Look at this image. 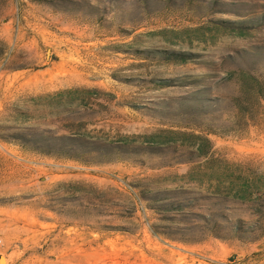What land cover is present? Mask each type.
Here are the masks:
<instances>
[{"label":"rangeland","instance_id":"374dc122","mask_svg":"<svg viewBox=\"0 0 264 264\" xmlns=\"http://www.w3.org/2000/svg\"><path fill=\"white\" fill-rule=\"evenodd\" d=\"M240 68L264 0H0V263L264 264Z\"/></svg>","mask_w":264,"mask_h":264},{"label":"trees","instance_id":"16d2710c","mask_svg":"<svg viewBox=\"0 0 264 264\" xmlns=\"http://www.w3.org/2000/svg\"><path fill=\"white\" fill-rule=\"evenodd\" d=\"M233 74L236 75L239 83L238 93L233 98V105L237 110L238 115L246 121L253 122L254 117L259 110L264 113V72H252L243 68L237 69ZM92 92L93 89H75L73 92ZM60 91L58 95H62ZM199 138V137H198ZM202 143L198 145L197 151L199 155H204L203 144L209 145L207 138H201ZM264 179V175L262 176ZM255 195V197H254ZM264 189H256L255 191H234L230 198L233 201L252 202L264 204ZM260 205V206H261Z\"/></svg>","mask_w":264,"mask_h":264},{"label":"water","instance_id":"95a60500","mask_svg":"<svg viewBox=\"0 0 264 264\" xmlns=\"http://www.w3.org/2000/svg\"><path fill=\"white\" fill-rule=\"evenodd\" d=\"M2 258H0V260H1ZM1 264V263H0Z\"/></svg>","mask_w":264,"mask_h":264}]
</instances>
